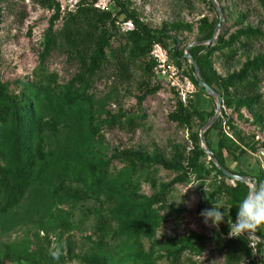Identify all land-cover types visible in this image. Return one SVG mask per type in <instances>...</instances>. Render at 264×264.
Wrapping results in <instances>:
<instances>
[{
    "label": "rangeland",
    "instance_id": "1",
    "mask_svg": "<svg viewBox=\"0 0 264 264\" xmlns=\"http://www.w3.org/2000/svg\"><path fill=\"white\" fill-rule=\"evenodd\" d=\"M56 1L63 13L80 0ZM118 1L148 31H165L178 46L155 47L147 60L131 69L128 82L110 68L87 91L74 83L77 66L63 53L53 51L40 58L52 12L31 0H10L0 7V87L8 99L0 100V166L13 169L8 132L15 124L5 114L10 103L19 110L30 106L21 116L24 124L31 114L33 122H49L58 130L42 133L43 159L36 155V137L27 136L29 129L20 138L35 165L28 191L6 213L1 212L5 194L0 187V264H223L219 248L231 238L228 220L232 221L234 201L244 185L264 184V72L258 90L263 107L257 116L234 106L227 109L217 93L210 97L197 82L225 79L247 61L264 58V41L247 44L244 38L234 46L233 55L217 51L221 38L227 42L249 28L264 33V8L257 0ZM109 5L108 0H98L96 7ZM59 27L54 23V30ZM117 28L127 33L132 26L118 22ZM118 43L112 41L113 47ZM189 47L197 49V62L188 53L197 75L191 74L192 65L184 57L179 66L172 61L173 53L184 56ZM154 88L157 92L138 105L143 92ZM28 92L34 95L30 105L24 99ZM65 93L85 95L89 101L73 109L62 107ZM179 104L191 116L189 128L169 120ZM120 115L114 123L112 119ZM127 120L136 121L128 128ZM24 124L19 121L16 127L22 130ZM201 133L207 149L221 151L228 171L241 174L246 183L221 178L206 154L200 161L203 171L177 184L176 173L155 166L134 173L131 165L115 159L123 151L140 159L188 157L190 134H197L200 141ZM200 147L204 151L201 143ZM66 188L88 197L70 195ZM217 202L225 206L220 209L225 219L219 228L210 226L211 221L205 225L200 215L201 205L211 209ZM258 231L264 232V226ZM247 238L254 264H264V247L258 246L262 242ZM54 243L62 245L58 260L49 255Z\"/></svg>",
    "mask_w": 264,
    "mask_h": 264
},
{
    "label": "trees",
    "instance_id": "2",
    "mask_svg": "<svg viewBox=\"0 0 264 264\" xmlns=\"http://www.w3.org/2000/svg\"><path fill=\"white\" fill-rule=\"evenodd\" d=\"M9 1L10 0H0V7L5 6ZM31 1L42 10L53 13L51 24L47 30L42 46L40 58L42 60L47 58L53 51L63 53L69 61L77 66L78 72L73 80L74 83L78 86H82L86 91L90 90L94 82L99 79V76L110 68H112L122 81L128 82L130 80L131 69L135 67L137 63L147 60L155 47L160 46L166 49L169 43L172 45L173 50H175L178 46L177 40L166 35L165 31H148L118 0H108L110 5L102 10L96 7L98 0H80L72 10L64 11L63 13L56 0ZM257 1L264 8L263 0ZM121 17H123V20H120ZM118 22L130 24L132 26L131 31L121 33L117 28ZM54 23L60 26L57 30H54ZM241 38H244L247 44L249 42L264 41V33H261L258 29L249 28L245 31L238 32L235 36H231L227 42H223L221 38L218 40V45L220 46L217 48V51L223 52L226 50V56L233 55L234 46L240 42ZM208 39H210V36ZM112 41H118V46L114 48ZM245 45L246 44H241L240 46L244 47ZM196 51V48L189 51V54L195 61ZM171 57L173 64L179 66V60L183 57V53H173ZM149 69V65H145V71L147 72ZM190 72L191 74L193 73L192 67H190ZM263 72L264 58L256 57L251 61H247L236 74H231L225 79L216 78L211 82L204 81L205 84L224 100L223 105L227 109H231L234 106V109H245L249 113L255 115L259 113L258 111L263 107L261 97L258 94L260 84L259 77ZM192 82L194 85H197L193 77ZM2 91L3 88L0 87V100L8 103V99L5 98ZM156 92L157 88L143 92L138 99V105H140L147 96L154 95ZM235 97L237 102L234 104L233 100ZM24 99L27 100L28 105H30L31 100L34 99V95L28 92V95L24 97ZM88 101V96H79L75 94L69 96L68 93H65L62 107L66 106L73 109L78 103H88ZM6 109L5 114H7L9 120L12 119L14 121L15 127H13L14 125L12 124L8 132L9 161L12 162L13 169L9 170L0 166V187L5 194L4 204L1 207L2 211L0 210L3 213L15 207L31 185V170L35 162L33 156L30 154V148L27 147L24 149L20 141V138H23L25 130H30L27 136L30 137V135H34V137H36L37 142L35 150L39 159L44 158L42 133L47 129L53 132L58 131L52 123L42 121L33 122V119L30 117L31 114L30 116L28 115V124H24L21 116L25 113L24 111L26 109H30V106H23L21 110H19L14 103H10V106ZM121 117L120 115L119 117L113 118L112 121L118 123L116 120L119 121ZM169 120L178 126L186 128H189L191 125V116L181 104L178 105L175 113L169 116ZM2 121H4V118H2ZM19 121L24 124L22 130L16 127ZM133 121L136 120H127L124 125L131 128L133 126ZM3 123L7 124L5 121ZM189 137L192 150L188 157H185L183 154H175L170 161H166L160 157H143L140 159L134 154L123 151L115 159L121 163L131 165L134 173L144 171L153 166L160 167L165 171L176 173L180 176L178 180H175L176 184L183 183L190 176L198 175L203 171L200 161L205 157V153L200 147L198 135L190 134ZM216 150L218 152H212L209 149L219 165L228 171L223 154L217 148ZM19 160H21V162ZM228 161H230L229 158ZM212 167L221 178H225L213 165ZM230 173L242 177L241 174ZM244 187L243 192L239 197L237 196L232 206L230 215L233 222L237 218V211L240 203L248 192V188L245 185ZM64 191L73 196L88 197L86 192L76 191L71 188H66ZM161 197L162 193L157 194L155 196L156 201H159ZM204 208V206H200L201 210H204ZM255 236L262 241V244L258 243V246L264 247V232L257 231ZM219 252L223 256V264H241L245 262L254 264L252 260L253 249L250 247V242L246 235L227 239L224 245L219 248ZM179 253L181 252L178 251L175 253V256H177V254L179 255Z\"/></svg>",
    "mask_w": 264,
    "mask_h": 264
},
{
    "label": "clouds",
    "instance_id": "3",
    "mask_svg": "<svg viewBox=\"0 0 264 264\" xmlns=\"http://www.w3.org/2000/svg\"><path fill=\"white\" fill-rule=\"evenodd\" d=\"M194 186V185H193ZM192 186V187H193ZM207 192V188H204ZM225 206L222 202L213 204L211 209H204L200 215L204 219L205 225H211L219 228V225L224 222L225 212H221L220 209ZM230 231L229 237H240L247 234L249 237L254 236L258 229L264 226V184H261L258 188L254 185L248 186V192L245 198L241 201L237 211L236 222L228 220ZM62 245L54 243L49 249V255L54 260H58L62 255Z\"/></svg>",
    "mask_w": 264,
    "mask_h": 264
},
{
    "label": "water",
    "instance_id": "4",
    "mask_svg": "<svg viewBox=\"0 0 264 264\" xmlns=\"http://www.w3.org/2000/svg\"><path fill=\"white\" fill-rule=\"evenodd\" d=\"M211 1V3L212 4H215V0H210ZM221 22H222V18H220V20H219V22H218V24H217V26H216V29H215V33L216 34H218V32H219V30H220V27H221ZM189 50H190V47L189 48H187L186 49V52H185V54H184V58L185 59H187L189 62H190V64L192 65V67H193V71L196 73V75H197V66H196V64H195V62L192 60V58L188 55V53H189ZM197 82H198V85L210 96V97H216L217 96V94L208 86V85H206L200 78L197 80ZM218 97H219V95H218ZM220 102L221 101H219V103H218V106H217V112H219V110H220ZM212 123V122H211ZM211 123L210 124H208L207 125V127H209L210 125H211ZM203 134L201 133L200 134V143H201V146H202V148L204 149V152H205V154L207 155V157L209 158V160L210 161H212L214 164H215V166H216V168L221 172V174L225 177V178H227V179H229V180H234V181H238V182H243V183H246L247 182V180L245 179V178H243V177H239V176H236V175H233V174H231V173H229L228 171H226L225 169H223V167H221V165H219V163L215 160V158H214V156L209 152V150L207 149V147H206V143H205V140H204V138H203V136H202ZM246 236H248L247 234H245ZM251 237H253V238H257L255 235L254 236H251ZM258 239V238H257ZM260 240V239H259ZM262 242V241H261Z\"/></svg>",
    "mask_w": 264,
    "mask_h": 264
},
{
    "label": "built area",
    "instance_id": "5",
    "mask_svg": "<svg viewBox=\"0 0 264 264\" xmlns=\"http://www.w3.org/2000/svg\"><path fill=\"white\" fill-rule=\"evenodd\" d=\"M129 26H130V24H129Z\"/></svg>",
    "mask_w": 264,
    "mask_h": 264
}]
</instances>
